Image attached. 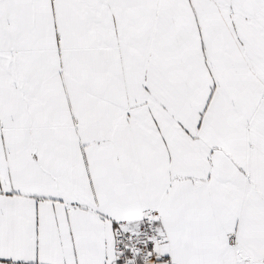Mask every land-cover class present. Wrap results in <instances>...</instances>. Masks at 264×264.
<instances>
[{"label":"snow or ice","instance_id":"snow-or-ice-1","mask_svg":"<svg viewBox=\"0 0 264 264\" xmlns=\"http://www.w3.org/2000/svg\"><path fill=\"white\" fill-rule=\"evenodd\" d=\"M0 264H264V0H0Z\"/></svg>","mask_w":264,"mask_h":264}]
</instances>
